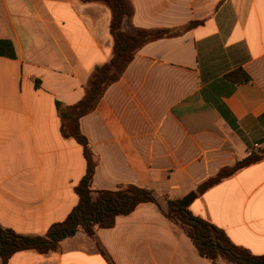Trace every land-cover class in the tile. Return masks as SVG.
Returning <instances> with one entry per match:
<instances>
[{"label": "crops", "instance_id": "0c3cea01", "mask_svg": "<svg viewBox=\"0 0 264 264\" xmlns=\"http://www.w3.org/2000/svg\"><path fill=\"white\" fill-rule=\"evenodd\" d=\"M124 29L181 28L143 46L80 129L98 160L94 190L133 184L175 200L264 148V0H129ZM111 9L81 0H0V225L45 235L79 203L83 147L61 132L59 102L83 99L97 66L110 61ZM238 69L248 82L225 76ZM142 203L96 239L78 231L55 252L15 253L7 264H235L201 257L166 216ZM193 215L231 241L264 254V160L208 189Z\"/></svg>", "mask_w": 264, "mask_h": 264}, {"label": "trees", "instance_id": "16d2710c", "mask_svg": "<svg viewBox=\"0 0 264 264\" xmlns=\"http://www.w3.org/2000/svg\"><path fill=\"white\" fill-rule=\"evenodd\" d=\"M84 3H102L111 9V34L114 39L112 57L109 62L97 66L85 86L82 100L72 106L59 102L56 108L61 118V132L65 138H73L83 147L87 161V171L76 187L79 203L62 222L53 224L45 235H23L0 225V264L20 251H37L43 254L55 252L61 241L73 237L78 231L96 239L97 230L111 228L116 219L132 213L142 203L167 205L166 216L193 242L198 254L212 262L220 259L235 264H264V254L255 255L245 247L231 241L226 232L209 221L193 215L191 204L208 189L232 177L240 170L264 160V150L253 151L239 158L232 166L203 181L197 188L182 198L159 200L151 190L133 184L120 185L115 190H94L92 182L98 160L86 136L80 129V119L95 110L105 91L123 76L139 50L153 41L182 35L195 28L199 22H191L181 28L124 29V23L134 15V7L129 0H81ZM0 54L14 56L13 45L0 40ZM232 83L248 82L250 77L241 69L225 76ZM105 258L115 264L100 245Z\"/></svg>", "mask_w": 264, "mask_h": 264}, {"label": "rangeland", "instance_id": "374dc122", "mask_svg": "<svg viewBox=\"0 0 264 264\" xmlns=\"http://www.w3.org/2000/svg\"><path fill=\"white\" fill-rule=\"evenodd\" d=\"M261 150H264V148H263V149H258V150H256V151H261ZM256 151H255V152H256Z\"/></svg>", "mask_w": 264, "mask_h": 264}]
</instances>
